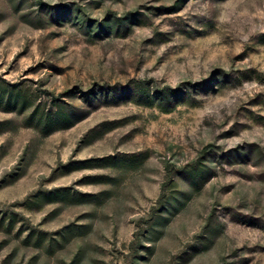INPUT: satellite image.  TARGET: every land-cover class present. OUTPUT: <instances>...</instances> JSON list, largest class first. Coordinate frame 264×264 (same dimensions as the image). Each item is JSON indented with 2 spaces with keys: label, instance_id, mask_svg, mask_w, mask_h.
<instances>
[{
  "label": "rangeland",
  "instance_id": "374dc122",
  "mask_svg": "<svg viewBox=\"0 0 264 264\" xmlns=\"http://www.w3.org/2000/svg\"><path fill=\"white\" fill-rule=\"evenodd\" d=\"M0 264H264V0H0Z\"/></svg>",
  "mask_w": 264,
  "mask_h": 264
}]
</instances>
